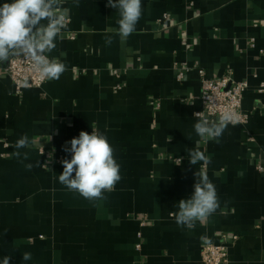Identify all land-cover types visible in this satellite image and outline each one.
I'll list each match as a JSON object with an SVG mask.
<instances>
[{
  "label": "crops",
  "instance_id": "1",
  "mask_svg": "<svg viewBox=\"0 0 264 264\" xmlns=\"http://www.w3.org/2000/svg\"><path fill=\"white\" fill-rule=\"evenodd\" d=\"M64 7L68 26L48 53L65 65L59 80L17 93L0 62V261L201 264L206 243L224 242L229 264H264V174L257 168L264 169V0H142L126 39L116 33L119 12L108 0H65ZM197 68L210 78L230 69L247 82L241 108L248 121L228 124L219 143L194 130ZM92 128L107 136L122 177L97 202L58 180L61 161L71 159L64 148ZM25 134L41 139L42 156L15 148ZM197 146L208 162L192 165L188 153ZM196 172L214 184L220 206L189 229L174 213L193 194ZM24 252L31 260L23 261Z\"/></svg>",
  "mask_w": 264,
  "mask_h": 264
},
{
  "label": "clouds",
  "instance_id": "2",
  "mask_svg": "<svg viewBox=\"0 0 264 264\" xmlns=\"http://www.w3.org/2000/svg\"><path fill=\"white\" fill-rule=\"evenodd\" d=\"M73 3L79 6V0H73ZM64 4L65 0H12L11 3L0 5V62L23 57L40 81L59 80L65 65L57 58H50L48 53L56 48V40L62 37L70 20L69 9ZM108 6L118 9L120 18L117 20L116 33L126 39L135 32L141 18L142 0H108ZM111 43L112 37L109 36L105 44ZM194 115L197 120L194 130L200 140H214L217 143L228 124H235L238 120L228 110L216 120H210L204 112ZM40 140L35 137L30 139L25 134L15 142V148H36L42 156L44 148ZM69 143L70 148L65 147L64 151L71 153V159L61 161L63 172L58 176L59 182L90 202L103 201L106 199L104 193L112 192L122 179L113 146L107 136L96 128H92L91 134L80 131L79 136L72 138ZM16 156L20 157L21 153L17 151ZM188 157L192 165L200 161L208 162L198 146L189 151ZM24 159H27L26 153ZM38 164L41 165L40 161ZM43 166L47 168V164ZM25 167L31 170L33 164L29 163ZM195 175L193 194L188 199H181L178 211L174 213L177 225L189 229L194 228L196 222L206 220L220 206L214 184L206 175L198 172ZM31 258L30 252L23 253V261ZM10 259V256H5L0 264H10Z\"/></svg>",
  "mask_w": 264,
  "mask_h": 264
},
{
  "label": "built area",
  "instance_id": "3",
  "mask_svg": "<svg viewBox=\"0 0 264 264\" xmlns=\"http://www.w3.org/2000/svg\"><path fill=\"white\" fill-rule=\"evenodd\" d=\"M1 70L12 81L17 93H21L26 88H39L45 82L37 78L30 63L23 57L5 61ZM184 70L187 68L177 72L178 80L182 79ZM196 73L199 78L200 107L194 111L193 116L195 117V113L204 112L210 120H216L221 113L228 110L238 117L235 124L229 123V125L244 126L249 115L242 111L241 104L243 94L247 89V82L234 80L230 69L217 78L208 77L205 71L200 68L196 69ZM262 90L263 87H260L258 92H262ZM4 147L7 145L5 144ZM257 168L264 174V169ZM237 238L236 235H233L231 237L232 243ZM135 248L139 250L140 244L137 243ZM200 262L201 264H229L227 244L224 242L219 244L206 243L200 251Z\"/></svg>",
  "mask_w": 264,
  "mask_h": 264
}]
</instances>
